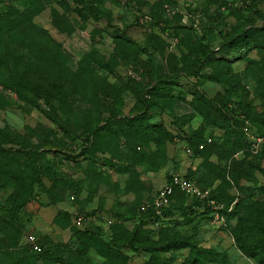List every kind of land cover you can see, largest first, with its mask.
I'll return each mask as SVG.
<instances>
[{"label": "rangeland", "instance_id": "obj_1", "mask_svg": "<svg viewBox=\"0 0 264 264\" xmlns=\"http://www.w3.org/2000/svg\"><path fill=\"white\" fill-rule=\"evenodd\" d=\"M175 1L104 0L94 7L0 0V61L14 88L21 90L17 80H25L39 90L31 99L0 82V148L22 160L0 157V264H61L32 251L31 236L43 251L78 264H106L97 247H79L72 233L77 216L106 242L132 236L141 223L153 240L164 226L213 251L196 262L191 248L170 246L156 264H264L239 246L264 240V50L242 60L221 49L243 30L264 29V0ZM22 15L28 24L12 29ZM40 34L47 43L38 46ZM197 43L209 53L199 62L200 77L186 58ZM164 77L170 82L162 83ZM129 86L175 98L145 94L141 102ZM225 90L231 102L241 99L246 107L227 110L215 99ZM201 111L213 119L209 125ZM109 120L115 121L111 131H87ZM153 123L167 131L161 141L136 128ZM226 124L243 135L244 148L230 146ZM200 126L202 139L213 143L207 153L189 152L195 144L188 137ZM29 158L43 169L45 191L25 163ZM173 175L214 192L219 214L202 207L186 215L183 207L193 197L179 195L161 221H143ZM60 212L68 219L59 221ZM127 253L128 264L153 259L146 250Z\"/></svg>", "mask_w": 264, "mask_h": 264}, {"label": "trees", "instance_id": "obj_2", "mask_svg": "<svg viewBox=\"0 0 264 264\" xmlns=\"http://www.w3.org/2000/svg\"><path fill=\"white\" fill-rule=\"evenodd\" d=\"M75 2H78L79 4H91L94 7L100 6L104 2V0H74ZM172 1L173 3H176L175 0H169V2ZM114 2V1H113ZM166 8H171L169 4L165 5ZM231 6H234L231 5ZM28 17L26 15H22L17 20H13L11 22V28L12 29H18L22 27L25 24H28ZM177 32L179 30L177 29ZM48 36V34H46ZM35 43L40 45H45L47 43V39L45 35L40 34L36 39ZM52 50H55L54 47H48ZM222 50H225L228 52H236L238 53L239 59L242 60H248V54L256 49H263L264 50V29L263 28H257L253 30H243L242 32L238 33L234 36L233 40L225 43L222 48ZM187 60L190 61L193 66H197L195 69H193V74L200 77V74L202 70L204 69L203 65L200 64L201 60L203 59H209V53L201 43H197L193 48L189 47L188 52L186 54ZM250 62V61H248ZM251 63V62H250ZM0 82L6 84L7 86H12L14 88V84L16 83L15 80H13L7 72L5 64L0 61ZM162 83H169L170 81L166 79V77L163 78L161 81ZM17 84L21 85V90L14 88L15 90L19 91L22 94V91L25 92L24 96L27 95L26 93H30L31 99L34 98L35 95L38 94L39 90L38 88L34 87L30 83H28L25 80H17ZM133 94L141 101H145V94L149 95L153 100L159 99V100H166L169 101L172 98H175L172 94H162L158 93L156 91H139L137 88H132V86H129ZM234 94L238 97L240 96V92L238 89H234ZM215 99L219 100L223 106L227 110H231L232 112H235V110L246 107V104L241 99L239 101L231 102V96L227 93L225 90L224 92H217L215 95ZM33 102V100H32ZM232 103H234V107H231ZM201 114L204 116L205 121H207V125L210 124V122L213 121L212 118H210L209 114L206 112L201 111ZM261 119V118H256ZM254 119V120H256ZM209 121V122H208ZM215 122V120H214ZM131 123H125V125L130 128ZM115 125V121L109 120L107 124L103 126H99L96 122L91 127L87 128L90 132V134H99L104 131H111L113 126ZM138 126V127H137ZM137 130L144 131L147 136H150L154 140L161 141V137L164 133L167 134V131L165 130V127L161 123H153L151 125H137ZM228 135V142H230L231 147H235L238 149L244 148L246 146V143L244 142L243 135L241 133H235V128L233 124H226L222 126ZM87 131H84L83 134L88 133ZM204 134V126H200L197 128L192 135L188 137V144H195L194 146H191L192 149L194 148L197 152L207 153V148L209 145H212L213 141L208 142V138L202 139ZM194 138L202 139L201 141H195ZM204 144L203 149H199L200 144ZM37 154H41V152H38ZM0 157L3 159H7L12 163H20L22 160L20 157H18L15 153L12 151H9L4 148H0ZM228 157V156H227ZM142 162L141 160L138 161ZM27 166L35 173L34 180L37 181V186L40 191H45V186L43 184V181L41 179V173L43 172V169L40 166L35 165L31 158L29 160L25 161ZM136 163V162H135ZM47 170V169H45ZM172 176H169L167 181H170ZM77 192L80 191L81 186L79 183L75 185ZM178 193V194H177ZM214 192H212L211 198L217 199V195H213ZM177 195V196H176ZM180 195V196H179ZM181 196H187L184 192L180 190H176L173 194L170 204L162 209V214H157L155 208L152 206V203L148 205V219H142L143 221H146L147 223H157L162 220L163 218V212L169 209L172 206V201L176 197ZM153 202V201H152ZM1 207V205H0ZM206 207L207 211H210L213 213V209L210 205L207 204L206 200L200 199L197 197H193V201L189 204L183 207V209L188 210L187 214L194 215L197 213V210L199 208ZM221 212H226L225 210H221ZM59 221L67 220L68 215L64 212H60L57 216ZM141 220V221H142ZM83 224V225H82ZM81 225L75 227L73 229V235L76 239L79 240V247L83 249H87L90 246H95L98 248L99 252L104 256L106 264H128L129 261V255L127 253L128 250L133 251H141L146 250L150 253H152V261L147 262L145 264H156V260L159 258V253L164 252L168 247H174L175 249L180 248H191L192 250V257L193 260L196 262H202L203 259L213 254V251L211 249H205L201 247L195 246L191 242L189 238H186L182 236L179 232H173L171 231L169 227L160 226L159 229V238L158 239H151L150 234L148 235L145 229H143L142 224L140 223L136 227V231L133 233L132 236H126L125 238H120L117 235L111 242L104 241L99 235H97L96 231H92L91 227L84 221ZM255 225V223H253ZM256 226V225H255ZM117 234V233H115ZM38 244L41 246V251L33 250V247L31 244H29L32 247V251L38 254H46V257L49 260H52L56 263L61 264H78L77 261H72L71 259L63 258L58 255H54L50 250L43 251V245L39 242L37 238ZM93 242V245L91 244ZM239 246L241 250L249 257L254 258L261 263H264V240L260 244H256L254 242L248 241V240H241L239 242ZM80 249V250H81Z\"/></svg>", "mask_w": 264, "mask_h": 264}, {"label": "built area", "instance_id": "obj_3", "mask_svg": "<svg viewBox=\"0 0 264 264\" xmlns=\"http://www.w3.org/2000/svg\"><path fill=\"white\" fill-rule=\"evenodd\" d=\"M169 9V8H168ZM212 139H208L211 142ZM199 149H203L204 144H200ZM189 152H192V148H188ZM184 192L186 195L197 197L206 200L214 212L218 215L219 206L216 201L211 198L210 190L204 189L192 183L191 181L182 179L179 175H173L170 181H166L165 184L157 191L156 196L152 202V206L155 208L157 214H162V209L170 204L171 198L176 190ZM84 222L82 216L75 218V223L81 225ZM32 245L33 250L41 251V246L37 242V237L31 236L28 240Z\"/></svg>", "mask_w": 264, "mask_h": 264}]
</instances>
